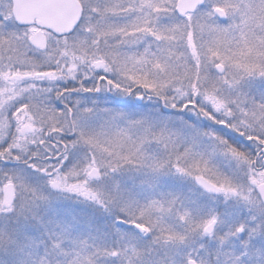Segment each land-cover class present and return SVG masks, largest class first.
<instances>
[{
  "label": "snow or ice",
  "instance_id": "snow-or-ice-1",
  "mask_svg": "<svg viewBox=\"0 0 264 264\" xmlns=\"http://www.w3.org/2000/svg\"><path fill=\"white\" fill-rule=\"evenodd\" d=\"M0 264H264V0H0Z\"/></svg>",
  "mask_w": 264,
  "mask_h": 264
}]
</instances>
